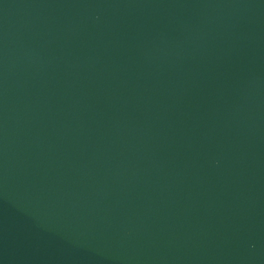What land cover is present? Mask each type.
Returning a JSON list of instances; mask_svg holds the SVG:
<instances>
[{"label": "water", "instance_id": "water-1", "mask_svg": "<svg viewBox=\"0 0 264 264\" xmlns=\"http://www.w3.org/2000/svg\"><path fill=\"white\" fill-rule=\"evenodd\" d=\"M0 264H264V0H0Z\"/></svg>", "mask_w": 264, "mask_h": 264}]
</instances>
